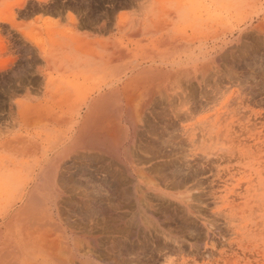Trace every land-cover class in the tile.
<instances>
[{"label":"rangeland","instance_id":"374dc122","mask_svg":"<svg viewBox=\"0 0 264 264\" xmlns=\"http://www.w3.org/2000/svg\"><path fill=\"white\" fill-rule=\"evenodd\" d=\"M0 264H264V0H0Z\"/></svg>","mask_w":264,"mask_h":264},{"label":"bare ground","instance_id":"6f19581e","mask_svg":"<svg viewBox=\"0 0 264 264\" xmlns=\"http://www.w3.org/2000/svg\"><path fill=\"white\" fill-rule=\"evenodd\" d=\"M238 10V9H237ZM44 49V48H43ZM42 49V50H43ZM106 95V94H105ZM112 95V94H111ZM107 97V96H106ZM101 98V97H100ZM108 98V97H107ZM111 99V98H110ZM93 107V106H92ZM129 113V112H128ZM126 115V114H125ZM128 115V114H127ZM118 126V125H117ZM121 129V128H120ZM117 138V137H116ZM118 139V138H117ZM115 140V139H114ZM118 150V149H117ZM117 152V151H116ZM45 168V167H44Z\"/></svg>","mask_w":264,"mask_h":264}]
</instances>
